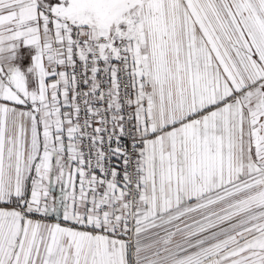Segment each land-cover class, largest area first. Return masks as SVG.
Wrapping results in <instances>:
<instances>
[{"label":"snow or ice","instance_id":"6c2138e0","mask_svg":"<svg viewBox=\"0 0 264 264\" xmlns=\"http://www.w3.org/2000/svg\"><path fill=\"white\" fill-rule=\"evenodd\" d=\"M0 264H264V0H0Z\"/></svg>","mask_w":264,"mask_h":264}]
</instances>
